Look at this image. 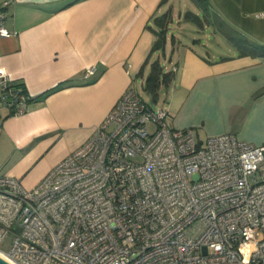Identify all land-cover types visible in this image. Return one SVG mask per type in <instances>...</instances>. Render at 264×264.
<instances>
[{"label":"built area","instance_id":"built-area-1","mask_svg":"<svg viewBox=\"0 0 264 264\" xmlns=\"http://www.w3.org/2000/svg\"><path fill=\"white\" fill-rule=\"evenodd\" d=\"M19 83L0 70L14 115L34 98ZM166 114L129 85L36 184L0 174V252L16 264H264V145L197 138Z\"/></svg>","mask_w":264,"mask_h":264},{"label":"crops","instance_id":"crops-1","mask_svg":"<svg viewBox=\"0 0 264 264\" xmlns=\"http://www.w3.org/2000/svg\"><path fill=\"white\" fill-rule=\"evenodd\" d=\"M208 2L204 16L192 0H0L7 30L0 70L34 94L21 115L0 104V171L36 184L88 138L127 86L144 85L155 59L173 72L160 89L163 105H153L167 110L168 125L192 127L201 139L231 132L264 145V57L239 54L232 42L227 53L208 43L264 44V0ZM168 11L164 48L152 51L155 17ZM200 30L205 40L193 34ZM89 66L95 72L86 77Z\"/></svg>","mask_w":264,"mask_h":264},{"label":"trees","instance_id":"trees-1","mask_svg":"<svg viewBox=\"0 0 264 264\" xmlns=\"http://www.w3.org/2000/svg\"><path fill=\"white\" fill-rule=\"evenodd\" d=\"M165 0H162V2ZM195 5H197L202 12L204 13V16L207 15L209 11V0H192ZM171 11L165 12L161 15H158L155 17V23L158 25V29L155 30L157 34V38L154 42L152 51L157 49H163L165 45L166 40V33L168 31V24L171 21ZM186 17L192 19L195 24H198V26H201L203 24V19L201 16L196 15L195 13L189 11L186 14ZM234 46H236L237 50L239 51V54H250L252 56H258V57H264V44H258L255 42H252L248 40L246 37H229ZM151 55V54H150ZM149 57L145 60L144 64L142 65V69L140 70L138 75L143 74V68L144 65L149 61ZM150 68L149 72L145 76L144 79V89L148 91L151 94V99L153 101H157L159 98V91L162 87H167L170 81L173 78V72L172 71H164L163 67L160 65V62L158 59H155L150 62ZM20 85H23L22 82L19 83Z\"/></svg>","mask_w":264,"mask_h":264},{"label":"rangeland","instance_id":"rangeland-1","mask_svg":"<svg viewBox=\"0 0 264 264\" xmlns=\"http://www.w3.org/2000/svg\"><path fill=\"white\" fill-rule=\"evenodd\" d=\"M195 33H196V35H200L203 39L205 38V36H204L205 32L204 31L203 32L201 30L200 31H193L194 35H195ZM229 42H232V41L231 40L229 41L228 39H224L222 41L221 38H218L216 44H213L211 41H208L210 47H214V48L218 49L219 52H222V53H227L229 48L233 47V45L229 44ZM134 87H135L136 91L141 95V97L145 101H147V103H150L151 105H155V106L163 105L162 101H164V99H165V90H160V95H159L160 97L155 102L151 99V94L144 89L141 80H137L134 84ZM200 135L203 136L204 134L200 133ZM0 174H4V173L2 171H0ZM0 247L5 249V247H6L5 243L1 242Z\"/></svg>","mask_w":264,"mask_h":264},{"label":"bare ground","instance_id":"bare-ground-1","mask_svg":"<svg viewBox=\"0 0 264 264\" xmlns=\"http://www.w3.org/2000/svg\"><path fill=\"white\" fill-rule=\"evenodd\" d=\"M0 257L2 259H4L6 262H8L9 264H16L14 261H12L9 257H6V255L2 252H0Z\"/></svg>","mask_w":264,"mask_h":264},{"label":"water","instance_id":"water-1","mask_svg":"<svg viewBox=\"0 0 264 264\" xmlns=\"http://www.w3.org/2000/svg\"><path fill=\"white\" fill-rule=\"evenodd\" d=\"M0 264H9V263L6 262L4 259H2V258L0 257Z\"/></svg>","mask_w":264,"mask_h":264}]
</instances>
